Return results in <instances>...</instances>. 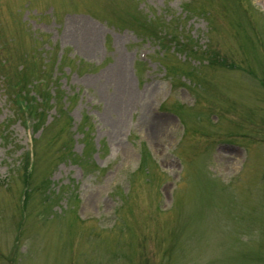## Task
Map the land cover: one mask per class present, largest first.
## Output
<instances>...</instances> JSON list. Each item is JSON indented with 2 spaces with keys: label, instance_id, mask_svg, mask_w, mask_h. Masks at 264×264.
I'll return each instance as SVG.
<instances>
[{
  "label": "rangeland",
  "instance_id": "rangeland-1",
  "mask_svg": "<svg viewBox=\"0 0 264 264\" xmlns=\"http://www.w3.org/2000/svg\"><path fill=\"white\" fill-rule=\"evenodd\" d=\"M0 264H264V0H0Z\"/></svg>",
  "mask_w": 264,
  "mask_h": 264
},
{
  "label": "trees",
  "instance_id": "trees-1",
  "mask_svg": "<svg viewBox=\"0 0 264 264\" xmlns=\"http://www.w3.org/2000/svg\"><path fill=\"white\" fill-rule=\"evenodd\" d=\"M16 71H17V70H16ZM21 73H22L21 71H17V73H16V78H18L17 76H18L19 74H21ZM25 78H26L25 74H22L21 77L17 80L16 83H18V81H19V82H27V80H26ZM4 86H5V85H4ZM7 87H8V86H5V88H4L5 91H7ZM27 103H28V102H27ZM34 106H36V105H34V104L32 103L31 106H30V108H29V110H28L29 114H32V112H33V110H34ZM19 108H20V109L23 108L22 110H24V108L27 109V106H26V105H23V104H20V107H19ZM35 109H38V108H35ZM22 113H24V112H22ZM25 163H27V160L25 161Z\"/></svg>",
  "mask_w": 264,
  "mask_h": 264
},
{
  "label": "bare ground",
  "instance_id": "bare-ground-1",
  "mask_svg": "<svg viewBox=\"0 0 264 264\" xmlns=\"http://www.w3.org/2000/svg\"><path fill=\"white\" fill-rule=\"evenodd\" d=\"M94 28V27H93ZM152 122L153 121H150V123L149 124H147V128H149L150 127V125L152 124ZM152 130V129H151Z\"/></svg>",
  "mask_w": 264,
  "mask_h": 264
}]
</instances>
